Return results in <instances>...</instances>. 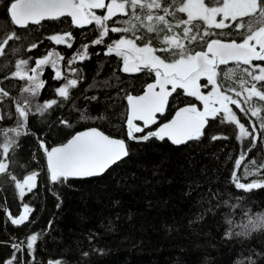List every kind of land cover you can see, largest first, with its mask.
I'll return each instance as SVG.
<instances>
[{"label": "snow or ice", "instance_id": "1", "mask_svg": "<svg viewBox=\"0 0 264 264\" xmlns=\"http://www.w3.org/2000/svg\"><path fill=\"white\" fill-rule=\"evenodd\" d=\"M97 10L103 11L98 14ZM5 11L7 21L0 23V58H4L0 60V73L9 68L12 71L0 77V177L17 190L22 208L13 215L0 206L11 225L26 224L35 211L24 198L36 189L39 173L33 170L18 177L11 167L21 147V137L33 135L29 128L31 117H42L72 100L71 90L83 80L81 69L73 65L91 58L90 45H103L105 55L118 57L122 73L143 72L152 78L142 94L125 92L122 97L127 104L117 119L126 124L128 140L167 138L172 144L181 145L199 140L213 121L232 126L235 139L241 145L247 142L235 160V169H240L254 149L264 152V0H8ZM45 21L56 24L47 39L67 49H72L76 41L73 27L94 26L95 36L81 44L67 60L55 48L45 51L40 58L9 59L20 56L23 45L17 43L22 36L19 30H25L23 35H27L35 30L30 26L42 27ZM233 29L239 40L229 38ZM110 33L119 37L110 38ZM81 35L87 37V33ZM38 47L33 42L27 51ZM49 68L53 73L51 79L59 82L55 86L48 85L44 78ZM115 79L119 81V77ZM10 80L22 83L5 84ZM97 83L111 86L107 80ZM46 86L55 98L40 102ZM204 88L209 90L205 92ZM181 95L199 101L202 108L185 102L171 119L161 123L159 118L169 112L170 105H175ZM72 108L80 112L81 121L106 118L87 115L86 108H76L74 103ZM234 109L242 114L244 122ZM58 123L65 128L74 127L67 118H60ZM152 125L157 128L146 132ZM211 138L227 139L215 135ZM37 142L53 184L100 176L130 155L125 139L114 138L97 127L72 132L66 142L56 146L47 145L39 137ZM252 176L257 179L241 182L243 177ZM231 181L236 189L245 192L264 188V156H252L242 176L234 170ZM239 215L246 222L233 225L232 220L227 221L230 228H240L235 235L247 237L264 230V214L249 215L246 209H240ZM225 236L232 238L233 231L226 229ZM40 238L41 233L37 232L23 238L13 234L8 241H0L12 249L3 264H24L25 253L35 261ZM246 259L248 264H256L252 256Z\"/></svg>", "mask_w": 264, "mask_h": 264}, {"label": "trees", "instance_id": "2", "mask_svg": "<svg viewBox=\"0 0 264 264\" xmlns=\"http://www.w3.org/2000/svg\"><path fill=\"white\" fill-rule=\"evenodd\" d=\"M7 4L8 0H0V23L7 21ZM55 26V22L45 21L42 27L30 26L35 30L27 35H23L25 30H19L22 36L17 43L23 45L20 56L9 59L40 58L45 51L55 48L67 60L81 44L95 36L94 26L73 27L76 41L72 49H67L47 39ZM81 32L87 33V37ZM231 33L229 38L239 40L234 29ZM33 42L39 47L28 52L27 47ZM88 51L90 59L73 65L81 69L83 80L71 90L72 100L42 117H31L29 128L33 135L21 137V147L11 167L18 177L33 170L39 173L36 189L24 198L35 211L29 222L15 227L0 210V241H8L13 234L23 238L41 233L35 261L25 253L24 264H48L49 261L60 264H248V256H252L256 264H264V230L247 237L237 236L235 233L240 228H230L227 223L228 220H232L233 225L246 222V218L239 215L240 209H246L249 215L264 214V188L245 192L236 189L231 181L234 170L242 176L248 160L252 156H264V152L254 149L242 161L240 169H235V160L247 142L241 145L235 139L232 126L213 121L199 140L181 145H174L168 139L128 140L126 124L117 119L127 104L122 97L125 92L142 93L152 78L143 72L119 71L120 59L105 55L103 45H90ZM10 71L11 68L6 69L0 77ZM52 74L50 68L46 69L44 78L48 85L55 86L59 82L51 79ZM115 77H119V81ZM105 80L111 86L97 83ZM9 83L22 82L5 81ZM92 96L97 99H85ZM49 98L55 97L46 86L39 100ZM188 101L201 105L194 98L181 95L175 105H170L169 112L159 118L161 123L171 119L175 110ZM73 103L76 108H86L87 115L106 118L81 121L80 112L72 108ZM236 111L244 122L242 114ZM60 118H67L74 127L59 125ZM89 127H98L108 135L125 139L130 155L100 176L51 183L37 137L55 146L66 142L70 133ZM214 135L227 139L213 140ZM253 179L257 177H243L241 182ZM20 204L17 190L0 177V206L16 215L22 211ZM226 229L233 231L232 238H226ZM11 254L12 249L7 244H0V264Z\"/></svg>", "mask_w": 264, "mask_h": 264}, {"label": "flooded vegetation", "instance_id": "3", "mask_svg": "<svg viewBox=\"0 0 264 264\" xmlns=\"http://www.w3.org/2000/svg\"><path fill=\"white\" fill-rule=\"evenodd\" d=\"M101 11H103V10H97V13L100 14ZM117 18H119V17H117ZM109 24H110V26H111V22H109ZM109 37H110V38H118V37H119V34H112V33H110V34H109ZM201 83L203 84L204 81L202 80ZM209 87H210V86H209ZM208 89H209V88H204V89H202V90H208ZM197 104H198V102H197ZM182 106H183V105H182ZM197 106L199 107V104H198ZM180 107H181V106H180Z\"/></svg>", "mask_w": 264, "mask_h": 264}, {"label": "water", "instance_id": "4", "mask_svg": "<svg viewBox=\"0 0 264 264\" xmlns=\"http://www.w3.org/2000/svg\"><path fill=\"white\" fill-rule=\"evenodd\" d=\"M152 82H153V81H152ZM142 93H143V92H142ZM142 93H140V94H142ZM133 95H136V94H133ZM183 106H184V105H183ZM138 123H139V122H138ZM155 126H156V128H157V125H152L151 128H153V127H155ZM89 128H90V127H89ZM97 128H98V127H97ZM156 128H155V129H156ZM86 129H87V128H86ZM86 129H83V130H81V131H84V130H86ZM99 129H100V128H99ZM148 129H150V128H148ZM155 129H154V130H155ZM205 129H206V128H205ZM100 130H101V129H100ZM101 131H103V130H101ZM204 131H205V130H204ZM106 134H107V133H106ZM114 138H118V137H114ZM119 139H121V138H119ZM166 139H167V138H166ZM55 146H56V145H55ZM124 159H125V158H124ZM124 159H122L121 161H123ZM121 161H119V162H121ZM119 162H118V163H119ZM113 166H114V165H112L111 167H113ZM111 167H110V168H111ZM110 168H109V169H110ZM109 169H108V170H109ZM79 179H83V178H79ZM36 183H38V177H37V181H36Z\"/></svg>", "mask_w": 264, "mask_h": 264}, {"label": "rangeland", "instance_id": "5", "mask_svg": "<svg viewBox=\"0 0 264 264\" xmlns=\"http://www.w3.org/2000/svg\"><path fill=\"white\" fill-rule=\"evenodd\" d=\"M209 90V89H208ZM208 90H203V91H205V92H207ZM197 104V103H196ZM198 105V104H197ZM200 106V108H202V105H199Z\"/></svg>", "mask_w": 264, "mask_h": 264}]
</instances>
